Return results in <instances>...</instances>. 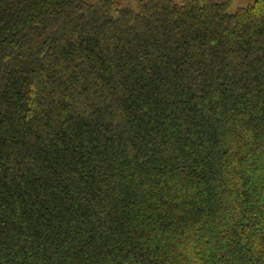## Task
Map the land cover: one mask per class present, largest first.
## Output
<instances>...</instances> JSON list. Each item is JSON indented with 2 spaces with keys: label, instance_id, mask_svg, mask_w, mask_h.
Segmentation results:
<instances>
[{
  "label": "trees",
  "instance_id": "16d2710c",
  "mask_svg": "<svg viewBox=\"0 0 264 264\" xmlns=\"http://www.w3.org/2000/svg\"><path fill=\"white\" fill-rule=\"evenodd\" d=\"M0 0V264H264V0Z\"/></svg>",
  "mask_w": 264,
  "mask_h": 264
},
{
  "label": "rangeland",
  "instance_id": "374dc122",
  "mask_svg": "<svg viewBox=\"0 0 264 264\" xmlns=\"http://www.w3.org/2000/svg\"><path fill=\"white\" fill-rule=\"evenodd\" d=\"M88 2H94L96 0H87ZM176 2H180L181 0H175ZM255 0H230V5L228 10L230 12L236 11L239 7L247 6L251 3H253ZM119 5L124 6H131L133 8H136L138 0H118Z\"/></svg>",
  "mask_w": 264,
  "mask_h": 264
}]
</instances>
